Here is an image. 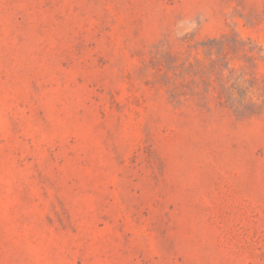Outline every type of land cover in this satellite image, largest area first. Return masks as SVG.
<instances>
[{
	"label": "rangeland",
	"instance_id": "1",
	"mask_svg": "<svg viewBox=\"0 0 264 264\" xmlns=\"http://www.w3.org/2000/svg\"><path fill=\"white\" fill-rule=\"evenodd\" d=\"M0 264H264V0H0Z\"/></svg>",
	"mask_w": 264,
	"mask_h": 264
}]
</instances>
